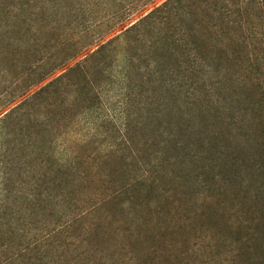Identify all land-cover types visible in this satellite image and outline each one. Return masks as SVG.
<instances>
[{
	"label": "rangeland",
	"instance_id": "rangeland-1",
	"mask_svg": "<svg viewBox=\"0 0 264 264\" xmlns=\"http://www.w3.org/2000/svg\"><path fill=\"white\" fill-rule=\"evenodd\" d=\"M165 1L0 0V264H264V0Z\"/></svg>",
	"mask_w": 264,
	"mask_h": 264
},
{
	"label": "trees",
	"instance_id": "trees-1",
	"mask_svg": "<svg viewBox=\"0 0 264 264\" xmlns=\"http://www.w3.org/2000/svg\"><path fill=\"white\" fill-rule=\"evenodd\" d=\"M181 1L182 0H166L161 6H159V7H157V8H155V10H153L151 13H149V14H147L146 16H144L143 18H142V20L138 23V25H135V24H133V25H131L130 27H129V29H127V30H125V32H127V31H135V30H137V26H141V25H143L144 23H146L147 21H149V19H152V18H154V16H157V14H162V15H166L171 9H173L174 8V6H172V5H175V4H180L181 3ZM118 37V36H117ZM168 43H170L171 44V42H168ZM168 43H166L165 45H166V48H168L169 49V46H170V44H168ZM175 50H177L178 52H180V53H182L183 55L185 54L184 53V49H182L181 47H175ZM169 53V52H168ZM169 57H172L171 55H169ZM169 60L170 61H172L176 66H178L179 68L181 67L180 66V63H181V61H179L180 59H178V58H174L173 60L171 59V58H169ZM170 63V62H169ZM168 63V64H169ZM41 91V90H40ZM21 105V104H20ZM17 106H19V105H17ZM16 106V107H17ZM13 111V110H12ZM126 123L129 125V117L125 120V125H126ZM169 149H166V151H168ZM160 153L161 154H163V152L160 150V151H158V154L160 155ZM160 165H162V162L161 163H159Z\"/></svg>",
	"mask_w": 264,
	"mask_h": 264
}]
</instances>
